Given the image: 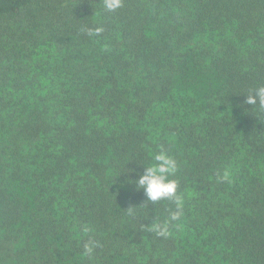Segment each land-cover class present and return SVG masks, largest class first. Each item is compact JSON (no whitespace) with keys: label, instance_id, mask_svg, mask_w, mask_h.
Masks as SVG:
<instances>
[{"label":"trees","instance_id":"trees-1","mask_svg":"<svg viewBox=\"0 0 264 264\" xmlns=\"http://www.w3.org/2000/svg\"><path fill=\"white\" fill-rule=\"evenodd\" d=\"M260 85L264 0H0V264H264Z\"/></svg>","mask_w":264,"mask_h":264},{"label":"clouds","instance_id":"clouds-1","mask_svg":"<svg viewBox=\"0 0 264 264\" xmlns=\"http://www.w3.org/2000/svg\"><path fill=\"white\" fill-rule=\"evenodd\" d=\"M103 2L108 11H115L122 4V0H103ZM245 103L264 112V85L258 86L247 94ZM141 164L144 166L143 172L137 173L134 179L129 178V182L135 183L137 189H143L147 198L146 202L171 200L175 205V210L171 213L170 219L171 221L178 220L182 215L184 202L182 196L177 193L178 181L174 178L179 168L177 160L167 151L161 149L154 153L147 163ZM131 171L135 170L128 169L126 172ZM148 227L157 235L166 236L168 234L166 225L153 223Z\"/></svg>","mask_w":264,"mask_h":264}]
</instances>
